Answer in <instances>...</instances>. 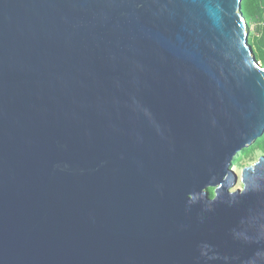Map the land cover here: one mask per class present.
Here are the masks:
<instances>
[{
  "label": "water",
  "instance_id": "1",
  "mask_svg": "<svg viewBox=\"0 0 264 264\" xmlns=\"http://www.w3.org/2000/svg\"><path fill=\"white\" fill-rule=\"evenodd\" d=\"M243 3L0 0V264H264Z\"/></svg>",
  "mask_w": 264,
  "mask_h": 264
},
{
  "label": "trees",
  "instance_id": "2",
  "mask_svg": "<svg viewBox=\"0 0 264 264\" xmlns=\"http://www.w3.org/2000/svg\"><path fill=\"white\" fill-rule=\"evenodd\" d=\"M243 11L249 24V30L252 25H258V35L251 38L250 32V42L257 59L264 65V0H244ZM255 145L264 151V135L256 140ZM213 195L211 193V196Z\"/></svg>",
  "mask_w": 264,
  "mask_h": 264
},
{
  "label": "rangeland",
  "instance_id": "3",
  "mask_svg": "<svg viewBox=\"0 0 264 264\" xmlns=\"http://www.w3.org/2000/svg\"><path fill=\"white\" fill-rule=\"evenodd\" d=\"M258 25L254 24L250 27V32H251V38L256 37L258 35ZM251 43V42H250ZM252 45V43H251ZM253 46V45H252ZM262 63V61H260ZM261 156H264V151H262L255 143L251 145L250 147L242 150L239 152L236 157L233 160V164L231 166V169L235 172L237 175L238 179L236 184H234L230 190L235 191L236 189H241L243 188V183L241 181V176L243 169L247 166H250L257 162ZM214 187L209 188L210 193L214 194Z\"/></svg>",
  "mask_w": 264,
  "mask_h": 264
}]
</instances>
